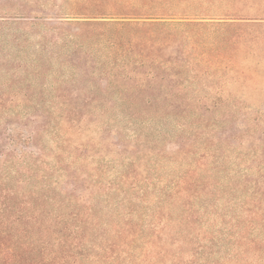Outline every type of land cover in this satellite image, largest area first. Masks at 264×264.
I'll use <instances>...</instances> for the list:
<instances>
[{"label": "trees", "instance_id": "trees-1", "mask_svg": "<svg viewBox=\"0 0 264 264\" xmlns=\"http://www.w3.org/2000/svg\"><path fill=\"white\" fill-rule=\"evenodd\" d=\"M219 1L80 0L8 23L40 80L0 75L15 83L0 88V264H25L33 233L31 264H264V126L237 115L264 103V16Z\"/></svg>", "mask_w": 264, "mask_h": 264}, {"label": "rangeland", "instance_id": "rangeland-1", "mask_svg": "<svg viewBox=\"0 0 264 264\" xmlns=\"http://www.w3.org/2000/svg\"><path fill=\"white\" fill-rule=\"evenodd\" d=\"M80 3V0H0V22L7 23L0 25V75L3 70H11L13 71L16 78V82L25 83V86L28 84H33V91H37V87L39 85L40 77L38 76L37 72H31L30 68L32 66L30 61V56L32 55V47H29L21 40L17 43L13 42V38L9 36L12 33V29L14 26L8 24L12 20H18L20 17L23 16H62L63 14L71 13L74 7H76ZM218 6L221 5L224 7V10H231V12H239L242 15H255V14H263L264 16V0H223L222 2L219 1ZM226 8V9H225ZM27 29V28H25ZM21 31H19L20 33ZM37 39L35 38L32 43H35ZM17 45L20 47V51L16 49ZM18 57V61L20 63H16L17 61H13L15 57ZM27 69V70H26ZM27 71L28 74L24 72ZM11 74V75H12ZM10 81H8L5 77L0 76V88L5 90V93L11 91L13 86ZM1 89V90H2ZM9 89L8 91H6ZM47 105H53L56 100L52 99H44L42 100L39 97H35L32 101L33 104L38 107V105H42L44 103ZM25 100H17L16 105L20 106V108L25 106ZM6 110L12 111L13 106L12 104L8 103L5 106ZM237 115L240 116L241 119H247V121L257 122L264 126V103H253L246 108H237ZM74 134H71V138L73 139ZM255 147V145H254ZM253 143L249 141L245 146V153L249 154L254 151ZM244 153V152H243ZM264 162V159L261 160ZM250 162V161H249ZM245 162H242V164ZM259 161H253L248 163L255 167ZM33 239V244L36 247L33 255H26V252H23L24 248L19 247L21 249L18 252L23 253V256H26L28 260H26L25 264H31L34 261L40 260L41 256L39 255L38 246L40 245L41 240L39 237L33 233L30 235ZM108 240H112V236L108 235L104 237ZM19 242V241H18ZM100 248L103 245H99ZM51 251V247L49 246L48 249L45 250L44 254H49ZM56 254L63 253L62 248H54ZM140 251L136 252L134 256L130 259H122L118 258L112 262H105V261H94L92 257L82 260L77 264H144L141 262ZM54 264L51 261H46L45 264ZM69 264H73L72 260L68 262ZM57 264V261L56 263ZM76 264V263H74Z\"/></svg>", "mask_w": 264, "mask_h": 264}]
</instances>
